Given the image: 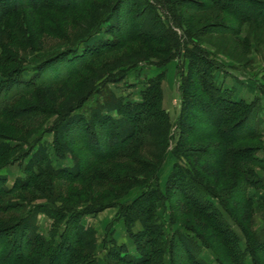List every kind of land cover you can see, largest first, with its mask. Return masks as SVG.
<instances>
[{"label":"rangeland","instance_id":"rangeland-1","mask_svg":"<svg viewBox=\"0 0 264 264\" xmlns=\"http://www.w3.org/2000/svg\"><path fill=\"white\" fill-rule=\"evenodd\" d=\"M9 79L0 264H62L70 247L67 264H127L149 253L147 215L151 264H264V0H0ZM25 227L37 247L13 255Z\"/></svg>","mask_w":264,"mask_h":264},{"label":"trees","instance_id":"trees-1","mask_svg":"<svg viewBox=\"0 0 264 264\" xmlns=\"http://www.w3.org/2000/svg\"><path fill=\"white\" fill-rule=\"evenodd\" d=\"M248 3V2H247ZM144 38H146L145 36H144ZM62 55H64V54H62ZM60 56V55H59ZM59 56H56L55 58H57V57H59ZM65 56V55H64ZM62 57V56H61ZM54 58V59H55ZM12 82H13V79H9L7 82L6 81H4L3 83H1L0 84V94H2L4 91H5V89H6V87H11V85H12ZM56 92L57 91H52V90H50L49 88L48 89H46V91H45V96L48 98V99H50L51 101H53L54 103H56L57 102V99H56V97H55V94H56ZM1 96V95H0ZM1 101H2V104L0 105V116H2L4 119H6V117H8V116H10L8 113H6L5 112V104L3 103V101H4V99L2 98L1 99ZM233 110V109H232ZM232 110L231 111H229V113H227V114H231L232 113ZM236 112H233V114H235ZM226 114V115H227ZM4 115V116H3ZM70 115V114H69ZM69 115H68V117H69ZM67 117V118H68ZM67 118H65L64 120V125H66V124H68V123H72L71 122V119H68L67 120ZM105 119H103V121H109V118L107 119V117H104ZM231 118V117H230ZM230 118H229V120H230ZM244 119L245 118H240L235 124H234V126H232V129H238V125H239V122H244L245 123V121H244ZM12 120V119H11ZM66 122V123H65ZM70 127V126H69ZM255 127V126H254ZM257 132V131H256ZM259 134L257 133H255L254 134V137L256 136H258ZM131 136V135H130ZM248 138H250V137H248ZM247 137H246V135L244 136V137H242L241 135H237V136H235L233 139H227V142H228V144L231 142V143H234V144H237V143H239L240 141H242V140H244V139H248ZM2 139H4V138H2V137H0V140H2ZM7 149H9V148H7L6 147V144H4V143H1L0 142V150H4V151H6ZM247 152V151H246ZM246 152H243L242 154H244V153H246ZM232 155H233V157H238V158H242V159H245V157L244 156H240V154L241 153H239V152H232L231 153ZM202 156V155H201ZM240 156V157H239ZM197 165V167H198V169L201 171V173L204 175V176H206L207 178H216V180L218 181V174H219V170L216 168V166L214 165V164H212L209 160H207L206 158L205 159H202V158H200V162L199 163H197L196 164ZM0 183H1V178H0ZM198 213H199V216H200V219L202 220V218L203 217H205L206 219H208L209 221L205 224V227H203V229H205V230H209V229H211L212 230V225L210 224V218H209V214H206L205 212H204V210H202V209H199L198 210ZM79 215L80 214H78L77 216H76V218L78 219V217H79ZM147 218H143L144 219V225H145V229H144V232L142 233V234H140L143 238H146V248L147 249H149V253H147V254H143V258H134L133 256H131V257H129L128 259H127V264H151L154 260H155V258H156V256L160 253V251L161 250H159V249H156V250H154L153 251V253L152 252H150L151 250H152V246H153V244H155V239H153V237L155 236V234H156V229H155V224L153 223V221L152 220H150L149 219V215H147L146 216ZM72 222H70V225H71V230H73L74 229V232H75V228L78 226V222H77V220L76 219H74V220H71ZM201 227V226H200ZM80 228H82V229H80V232H79V234H77V233H75V235H77L76 236V238H77V246H78V248H86L89 244H90V241H88V240H85V236H88V235H90L92 232H91V230L90 229H84L83 227H80ZM216 229H214V227H213V231H215ZM28 229L25 227L24 229H22L21 231H19L18 232V234H17V237H19V242H21V244L20 243H16L15 245H14V250H13V255L15 254V252H16V250L17 249H21V251H23V255H24V257H28V253H30L31 252V248H35V247H37V245L35 244V245H32V241H33V239H35V235L34 236H29L28 237ZM222 232H225L224 230L222 231ZM67 234V233H66ZM215 235H217L216 234V232H215ZM65 237H67L66 235H65ZM150 237H151V239H150ZM153 239V240H152ZM178 239L179 240H181V242L184 244V248L186 249V251H189L190 253H191V251L190 250H192L191 249V246H190V243L189 242H187L186 240H184V239H181V237H178ZM26 241H30V242H27L26 243ZM176 246V245H175ZM260 248V247H259ZM67 250L68 248H66V246H63L62 247V251L64 252V250ZM175 249H176V247H174L173 246V251H175ZM69 260L67 259V260H65V262H63L62 264H67L68 262H72V257H73V255H75L74 253H75V247L74 248H69ZM60 253H61V251L58 253V254H56V255H54L52 258H51V261L52 262H55V260H57L58 259V257L60 256ZM172 253V252H171ZM174 253V252H173ZM172 253V254H173ZM55 254V253H54ZM27 255V256H26ZM174 255V257H175V254H173ZM11 257H12V254L10 255ZM76 257H77V255H75ZM23 257V258H24ZM191 257H192V259H193V263H195V264H206L205 262H203V261H201V260H199V259H196V258H194V256H192L191 255ZM73 259H75V258H73ZM119 260L120 261H124L125 262V260H126V258H124V257H119ZM174 260V259H173ZM254 260H256V257H254ZM174 262L175 263H172V264H180L181 262H182V259L180 258V257H177L175 260H174ZM235 262V264H242L243 262H241V261H239V260H235L234 261ZM51 264V263H50Z\"/></svg>","mask_w":264,"mask_h":264}]
</instances>
